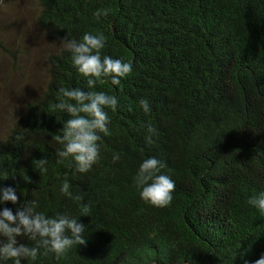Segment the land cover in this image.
<instances>
[{
    "label": "trees",
    "instance_id": "16d2710c",
    "mask_svg": "<svg viewBox=\"0 0 264 264\" xmlns=\"http://www.w3.org/2000/svg\"><path fill=\"white\" fill-rule=\"evenodd\" d=\"M101 7L110 14L93 19ZM38 9L34 25L49 42L102 32V55L130 61L132 74L97 88L118 104L88 173L57 163L54 135L69 117L48 105L61 85L87 90L61 48L46 57L44 90L0 140V188L16 191L17 204L4 205L13 214L33 201L49 216L90 206L77 216L85 244L33 264H243L240 252L253 264L264 254V217L247 204L264 191V0H38ZM140 122L157 130L153 144ZM114 151L123 153L117 163ZM147 156L163 160L175 182L167 207L145 204L133 184ZM65 180L81 202L60 195Z\"/></svg>",
    "mask_w": 264,
    "mask_h": 264
},
{
    "label": "clouds",
    "instance_id": "9594fccd",
    "mask_svg": "<svg viewBox=\"0 0 264 264\" xmlns=\"http://www.w3.org/2000/svg\"><path fill=\"white\" fill-rule=\"evenodd\" d=\"M109 14V8L101 7L92 13V17L100 20ZM105 46V35L102 32L90 31H85L79 39L68 35L58 46L69 53L71 66L83 79L87 89L61 85L55 93V102L48 105L50 112L67 114L69 117L66 122L58 120L62 123V128L54 135V139L60 146L56 151L57 163L70 161L69 167L73 176L88 173L98 162L102 134H108L111 123L108 113L115 111L118 104L116 96L110 94V91L97 90L98 86L109 84L118 88L122 80L132 74L130 61L102 55ZM137 104L146 117L150 116L152 109L147 98H140ZM139 128L143 132L145 144H153L157 130L152 124L140 122ZM122 155L123 153L114 151L112 162H119ZM33 163L41 174L47 171V160L40 159ZM166 167V163L155 156H147L139 163L132 180L139 198L145 204L164 208L173 200L175 182L164 171ZM59 193L75 202H81L83 199L79 195H73L67 180L61 183ZM9 202L17 204L16 191L12 188H0V238H4V242H0V264L5 260H11L12 264H33L38 257L49 254L59 258L73 247L85 244V226L79 223L78 219L90 216L88 203H78L77 215L64 212L49 216L44 211L35 210V201L24 205L23 210L17 207L13 214L11 209L4 207ZM247 204L264 217V191L250 196ZM239 255L243 264H248L244 259L246 252H240ZM253 264H264V254Z\"/></svg>",
    "mask_w": 264,
    "mask_h": 264
},
{
    "label": "rangeland",
    "instance_id": "374dc122",
    "mask_svg": "<svg viewBox=\"0 0 264 264\" xmlns=\"http://www.w3.org/2000/svg\"><path fill=\"white\" fill-rule=\"evenodd\" d=\"M38 0L0 3V140L28 101L36 99L47 81L46 57L60 49L37 30Z\"/></svg>",
    "mask_w": 264,
    "mask_h": 264
}]
</instances>
